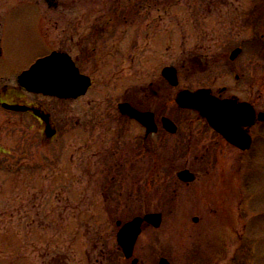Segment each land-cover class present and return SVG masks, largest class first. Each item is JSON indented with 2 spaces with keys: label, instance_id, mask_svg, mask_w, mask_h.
Segmentation results:
<instances>
[{
  "label": "rangeland",
  "instance_id": "374dc122",
  "mask_svg": "<svg viewBox=\"0 0 264 264\" xmlns=\"http://www.w3.org/2000/svg\"><path fill=\"white\" fill-rule=\"evenodd\" d=\"M263 1L0 0V90L17 87L18 75L53 50L78 53L76 42L92 24L113 17L119 3L136 10L133 17L128 14V24L118 23L120 44L103 45L96 59L83 61L82 71L94 81L87 94L63 100L20 92L21 101L51 114L58 130L53 140L32 114L0 105V264H130L117 242L116 222L160 204L126 199L135 174L126 155L139 128L121 115L118 104L134 101L136 90L143 106L158 103L169 116L174 104H164L179 90L214 87L224 79L228 59L223 56L237 46L244 48L237 67L261 75L263 60L251 46L257 29L248 14ZM166 66L177 68L179 86L169 85V95L164 91L155 98L152 88L162 83ZM162 139V134L154 137L155 154L141 156L137 180L147 181L155 160L166 164ZM233 158L239 172L226 179L233 188L225 205H206L201 192L170 216L174 264H264V140L248 154L227 155L226 164ZM184 162L175 158L174 164ZM214 207L219 210L212 212ZM178 213L181 218L175 219ZM195 215L201 216L198 222ZM166 226L164 220L159 229L139 236L134 257L140 264H153L158 250H166Z\"/></svg>",
  "mask_w": 264,
  "mask_h": 264
},
{
  "label": "flooded vegetation",
  "instance_id": "af4514ba",
  "mask_svg": "<svg viewBox=\"0 0 264 264\" xmlns=\"http://www.w3.org/2000/svg\"><path fill=\"white\" fill-rule=\"evenodd\" d=\"M135 12L136 10L134 9L128 10L122 8L119 3V6L113 11V17H109L108 20L99 21V23L97 22L98 24H92L90 26V32L85 38L83 37L80 39L81 41L79 40L76 42L81 49L78 53L74 54L66 50L60 51L67 52L80 72L84 73L82 71L83 61L94 59L101 46L107 45L110 42L115 43V41L120 44L123 41L124 38L122 39V36L118 39L116 35V32L120 28L118 23L123 22L125 25L128 24L130 19L128 14H132L133 17ZM119 17L121 18L120 22L113 20ZM248 22L251 24L252 28L257 29L252 35L251 46L253 47V53L260 56L263 60L262 74L254 76L252 69L237 67L236 60L244 51L242 46H237L233 50L241 48L242 52L235 59H231L233 50L227 54L225 53L223 56L228 59L226 63L227 74L224 79H220L218 81L219 84L214 87L204 85L197 89H209L210 94L215 96L218 100L230 101L236 105H241L239 106L241 108L239 119L244 122L241 129L244 133L248 134L252 140L249 149L242 150L229 142L221 131L214 128L208 120L197 111L180 107L175 101V97L180 90L175 96L166 100L164 104H174L172 110H169V116L162 115L161 109H158V103L155 107L143 106L139 100L140 94L136 90L132 93L134 101L129 99L120 102H128L141 111H151L154 113L156 124V131L154 132H148L147 128L140 122L122 115L128 121L134 122L139 128V136L134 141L132 153L126 155L127 163L132 165V170L135 173L133 186H128L129 190L127 191L128 194L126 199L130 201L131 197H133L132 202L137 205L146 204L148 206L149 204H160L156 210H147L148 208H146L144 211H140L134 216L144 217L152 213L161 214V224L159 227H155L151 223L145 221L142 225V232L159 229L164 220L167 222V248L166 250H158L160 251V256L152 259L153 264H161L162 259H165L163 261L164 263L174 264L173 250H170L171 252L169 251V218L170 216L174 217L179 205L184 201H191L195 194L197 195L201 192L203 194L201 199L206 205H225V199L227 198H225V195L231 192L230 190L233 188L231 185L232 183H228L229 181L226 179L236 178L239 172L235 159L233 158L230 164H226V156L230 154L235 156L237 153L241 155L248 154L253 151L254 145L258 139L264 140V4L252 7L248 14ZM133 23L134 21H131L130 24ZM76 34V32L72 33L71 40H75ZM1 54L2 50L0 47V55ZM87 75L90 76L89 74ZM162 77V83L157 84L156 88H152L151 92L155 98L160 97L164 91L169 95V85L172 88L178 87L172 86L164 76ZM90 78L92 80V87L94 81L91 76ZM183 89L196 90L190 88ZM23 90L25 89L19 85L14 88L5 86L4 89L2 88L0 90V105H2L3 102H9L12 104H23L42 108L40 104L21 101L23 95L20 92H23ZM27 113L32 114L40 122L43 126L44 135L45 125L43 121L38 116L34 115L32 111H27ZM175 113H190L192 117L187 115L180 117ZM164 116L169 118V130L164 126ZM251 120L252 123H246ZM52 124L54 125L53 120ZM158 134L163 135V139L160 142V149H166V164H157V160H155L154 164L149 167L147 181L141 182V179L137 180V178L140 177L138 174L140 172V158L142 155L155 154L154 149L157 147V143L154 137ZM190 156H192V160L189 159ZM175 158L179 160L185 159L183 166L174 164ZM122 166H124V164H122ZM127 169H129L128 165ZM184 170L189 171L193 178L192 180H185L180 177V173ZM162 175L164 176V180H158ZM196 183H200L199 188H197ZM107 188H109V186H107ZM216 189L218 190V194L216 193ZM211 209L212 212L219 210L217 207ZM224 214L227 215L226 212H224ZM180 218L181 216H179V213L176 214L175 219ZM195 218L198 220L195 221ZM200 218L201 216L195 215L193 221L198 222ZM142 232L140 235H142ZM134 258L133 256L130 259V264H140L137 257L138 261L134 263ZM193 264L204 263L196 261Z\"/></svg>",
  "mask_w": 264,
  "mask_h": 264
},
{
  "label": "water",
  "instance_id": "95a60500",
  "mask_svg": "<svg viewBox=\"0 0 264 264\" xmlns=\"http://www.w3.org/2000/svg\"><path fill=\"white\" fill-rule=\"evenodd\" d=\"M242 52L241 48H236L231 54V59H235ZM162 75L173 86L179 85L177 69L174 66H166L162 70ZM18 84L32 93H39L46 96H56L62 99H75L87 93L92 85L90 76L80 72L79 68L71 56L64 51H53L50 54L38 58L28 69L18 76ZM176 103L182 108H189L197 111L205 117L208 122L226 137L232 144L242 150L251 147V137L242 131L243 121L240 118L241 108L230 101H220L210 94L209 89L179 91L175 97ZM2 106L14 111H32L45 124L46 137L53 138L57 130L52 124L51 114L40 107H33L23 104H11L4 102ZM121 114L137 120L147 128L148 132L156 131L154 113L151 111H141L128 102L118 105ZM163 123L169 130V118L163 117ZM252 123V120L246 122ZM186 176V177H185ZM180 177L185 180H192L188 170L180 173ZM195 221L198 219L195 218ZM153 224L158 227L161 224V214L152 213L144 217H135L121 226L117 233V241L127 258L133 256L135 243L142 231L143 222ZM117 221V225H121ZM165 259H162L161 264ZM138 260H133L136 263Z\"/></svg>",
  "mask_w": 264,
  "mask_h": 264
},
{
  "label": "trees",
  "instance_id": "16d2710c",
  "mask_svg": "<svg viewBox=\"0 0 264 264\" xmlns=\"http://www.w3.org/2000/svg\"><path fill=\"white\" fill-rule=\"evenodd\" d=\"M236 260L233 261L234 264H237V262H235Z\"/></svg>",
  "mask_w": 264,
  "mask_h": 264
}]
</instances>
